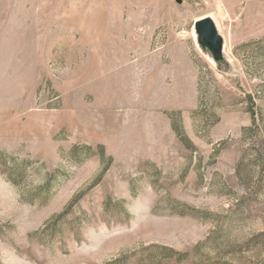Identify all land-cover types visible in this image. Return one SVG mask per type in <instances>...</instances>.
I'll use <instances>...</instances> for the list:
<instances>
[{
  "label": "rangeland",
  "instance_id": "rangeland-1",
  "mask_svg": "<svg viewBox=\"0 0 264 264\" xmlns=\"http://www.w3.org/2000/svg\"><path fill=\"white\" fill-rule=\"evenodd\" d=\"M1 161L0 264H264V0H0Z\"/></svg>",
  "mask_w": 264,
  "mask_h": 264
},
{
  "label": "water",
  "instance_id": "water-1",
  "mask_svg": "<svg viewBox=\"0 0 264 264\" xmlns=\"http://www.w3.org/2000/svg\"><path fill=\"white\" fill-rule=\"evenodd\" d=\"M194 32L199 41L210 51L214 58L222 54V38L217 33L213 21L209 17H202L194 22Z\"/></svg>",
  "mask_w": 264,
  "mask_h": 264
},
{
  "label": "trees",
  "instance_id": "trees-1",
  "mask_svg": "<svg viewBox=\"0 0 264 264\" xmlns=\"http://www.w3.org/2000/svg\"><path fill=\"white\" fill-rule=\"evenodd\" d=\"M3 166H5V165H4V163L1 161V163H0V167H3ZM5 167H6V166H5ZM7 168H8V167H7ZM9 170H10V169H9ZM10 172H12V171H10ZM21 173H22L21 171H18V172H17V175H21ZM11 174H16V173H11ZM17 175H15V176H17ZM12 176H13V175L9 176V179L12 180V181L14 182L15 179H13ZM15 182H16V181H15ZM67 209H68V207L66 208V210H67ZM65 212H66V211H65ZM65 212H64V213H65ZM64 213H63V214H64ZM63 214H61V215H63ZM61 215H59V216H61Z\"/></svg>",
  "mask_w": 264,
  "mask_h": 264
},
{
  "label": "bare ground",
  "instance_id": "bare-ground-1",
  "mask_svg": "<svg viewBox=\"0 0 264 264\" xmlns=\"http://www.w3.org/2000/svg\"><path fill=\"white\" fill-rule=\"evenodd\" d=\"M195 36H196V34H195Z\"/></svg>",
  "mask_w": 264,
  "mask_h": 264
}]
</instances>
